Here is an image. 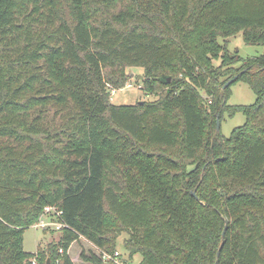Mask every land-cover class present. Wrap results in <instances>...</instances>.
Returning <instances> with one entry per match:
<instances>
[{"label":"trees","instance_id":"1","mask_svg":"<svg viewBox=\"0 0 264 264\" xmlns=\"http://www.w3.org/2000/svg\"><path fill=\"white\" fill-rule=\"evenodd\" d=\"M238 33L264 47V0H0V264H31L49 205L38 264L122 232L139 264H264V51L231 52ZM131 67L154 98L115 104ZM242 69L255 102L228 105ZM224 112L245 116L227 137ZM99 252L80 259L116 264Z\"/></svg>","mask_w":264,"mask_h":264},{"label":"rangeland","instance_id":"2","mask_svg":"<svg viewBox=\"0 0 264 264\" xmlns=\"http://www.w3.org/2000/svg\"><path fill=\"white\" fill-rule=\"evenodd\" d=\"M222 42V38L219 39ZM228 49L233 53H238L242 58L246 57H256L259 56L264 51L262 45L247 44L243 41L241 33L235 34L228 38ZM240 64H237V66ZM128 78L125 82L129 84V87L120 89H112L110 98L115 104H130L134 103L139 99L151 100L154 98L152 94H146L140 87L142 80L143 69L141 67H131L127 68ZM229 92L227 98L228 105H250L255 102L256 96L250 85L243 79H238L229 85ZM208 99V98H207ZM210 99H208V102ZM245 122V116L241 112H236L232 116L229 113L224 112L220 120V133L221 135L227 137L229 136L231 130L234 127L242 125ZM59 229L52 226H47L45 228L33 224L27 227L23 232V249L26 252L32 253V260H35V264L39 259L38 253L43 252L48 248L51 243H55L59 237ZM127 234L122 232L117 238L116 250L120 252V259L124 260L125 264H139L140 255L135 254L133 258L128 257V253L124 248V239H126ZM84 250L85 252L95 251L99 252L92 244H90L85 238L81 237L78 241L73 242L69 249L68 254L72 258L73 262L76 264H90L83 262L80 259V252ZM46 254H44L45 259Z\"/></svg>","mask_w":264,"mask_h":264},{"label":"built area","instance_id":"3","mask_svg":"<svg viewBox=\"0 0 264 264\" xmlns=\"http://www.w3.org/2000/svg\"><path fill=\"white\" fill-rule=\"evenodd\" d=\"M129 87V84H126L123 88ZM61 215L62 211L55 206L49 205L44 208L43 214L36 223L37 226L45 228L47 226H52L56 229H60L65 224L61 221ZM62 251L61 249L59 250ZM100 256L103 261H113L116 264H125L124 261H122L119 257L120 253L119 251H115L113 253H108L105 251H100ZM32 264H35V260H32Z\"/></svg>","mask_w":264,"mask_h":264},{"label":"water","instance_id":"4","mask_svg":"<svg viewBox=\"0 0 264 264\" xmlns=\"http://www.w3.org/2000/svg\"><path fill=\"white\" fill-rule=\"evenodd\" d=\"M246 69H242L238 74L234 75L233 77H231L230 79H228L222 86V88L227 87L230 83H232L234 80H236V78L243 72H245ZM169 79V78H168ZM219 126H220V122H219V114H216V130H219ZM191 194L197 199V195L195 193V191H192ZM224 235V230L222 232V236Z\"/></svg>","mask_w":264,"mask_h":264},{"label":"crops","instance_id":"5","mask_svg":"<svg viewBox=\"0 0 264 264\" xmlns=\"http://www.w3.org/2000/svg\"><path fill=\"white\" fill-rule=\"evenodd\" d=\"M72 259V258H71ZM73 260V259H72Z\"/></svg>","mask_w":264,"mask_h":264}]
</instances>
